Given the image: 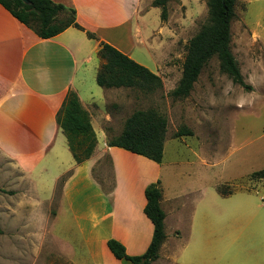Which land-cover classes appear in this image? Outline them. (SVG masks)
I'll use <instances>...</instances> for the list:
<instances>
[{"label": "crops", "instance_id": "obj_1", "mask_svg": "<svg viewBox=\"0 0 264 264\" xmlns=\"http://www.w3.org/2000/svg\"><path fill=\"white\" fill-rule=\"evenodd\" d=\"M52 1L75 10L76 22L85 31L71 27L54 38L42 39L0 4V151L15 162L17 175L32 188L30 193L34 196H27L26 200L43 202L46 238L52 223L68 210L86 240L93 264H128L129 261L114 257L107 242L111 239L121 242L129 256L147 252L155 228L145 214V191L160 180L162 164L108 146L109 137L121 132L114 133L111 127L112 117L104 111L106 99L111 92L124 88L105 89L89 81L97 82L103 64L98 56L101 43L111 45L131 59L138 46L154 55L161 45L160 37L155 34L164 32L161 9L153 6L154 0ZM88 32L97 39H90ZM156 61L155 74L163 81L165 61L162 57ZM71 92L78 95L90 114L97 136L93 156L80 165L57 121ZM233 125L234 142H238L234 149L241 152L248 147L237 166L256 168L244 174L241 181L251 178L256 170H264L253 152L260 148H251L264 142V131L255 138L246 136L240 140L235 135L237 124ZM196 137L200 138L195 131L192 138ZM194 156V161L179 163L199 166L198 183L187 185L178 193L167 194L161 189L167 239L153 264L176 263L179 252L190 250L194 241L200 240L205 224L210 220L220 222L226 214L233 216L230 205L242 202L264 206V196L247 200L237 196L264 193V179L251 181L252 188L224 194L220 187L223 184L208 185L209 158L203 154L202 143ZM106 159L111 163L114 178L110 189L97 177ZM59 188L61 195L55 200ZM50 209H55L54 213L47 211ZM96 243L100 244V250L94 247ZM61 251L64 257H71L74 264H79L72 259L75 255L72 250Z\"/></svg>", "mask_w": 264, "mask_h": 264}, {"label": "rangeland", "instance_id": "obj_2", "mask_svg": "<svg viewBox=\"0 0 264 264\" xmlns=\"http://www.w3.org/2000/svg\"><path fill=\"white\" fill-rule=\"evenodd\" d=\"M236 14L231 48L246 83L253 86V91L247 92L233 84L221 72L220 62L214 57L189 97H172L171 92L182 77L188 43L209 20L207 0H172L169 3V20L163 23L164 32L155 34L160 37L159 50L154 55L141 46L133 51L135 61L153 73L157 72L156 60L159 57L164 59V72L161 71L163 88L151 94L124 88L111 92L106 99L104 111L112 117L114 133L122 132L126 120L138 110H155L167 118V138L159 180L161 189L167 194L178 193L187 185L198 183L199 166L179 162L194 161V151L201 143L203 154L209 158L208 185L218 182L223 184L221 190L235 192L252 188L251 181L257 180L252 176L239 180L256 168L237 166L248 147L241 152L234 149L238 142H234L233 123L237 124L235 135L240 140L246 136L255 138L264 131V0H237ZM89 82L98 86L93 79ZM183 127L196 131L200 138H175ZM256 147L260 148L257 152L253 150L256 162L264 165V142L260 141L251 148ZM97 177L105 188L113 186L109 160L106 159L99 167ZM25 184L22 176L16 173L15 162L0 151V264H74L71 257L62 255L61 249L66 252L72 250L75 254L72 259L79 264H93L86 240L68 210H64L52 223L50 235L48 233L46 238L43 202L32 201L31 198L26 200L27 196L34 194L30 193L32 188ZM25 186L28 190L26 195ZM60 195L59 188L55 200ZM237 196L247 200L252 196L262 197L264 193H241ZM229 208L233 212L232 217L226 214L220 222L209 219L198 237L200 240L196 239L190 250L179 252L176 263L172 261L170 264H264V206L239 202ZM47 211L54 213L55 209ZM94 247L100 250L99 243Z\"/></svg>", "mask_w": 264, "mask_h": 264}, {"label": "trees", "instance_id": "obj_3", "mask_svg": "<svg viewBox=\"0 0 264 264\" xmlns=\"http://www.w3.org/2000/svg\"><path fill=\"white\" fill-rule=\"evenodd\" d=\"M0 0V4L19 22L31 29L42 39H51L73 27L85 31L76 22V12L52 0ZM172 0H154L153 6L161 9L163 23L169 20V3ZM209 20L189 41L178 86L171 92L175 99H185L194 90L195 84L214 58L220 62V70L247 92L253 86L247 84L240 65L232 52V24L237 17V0H207ZM63 17V18H62ZM90 39H97L90 32ZM99 58L103 64L97 74V84L105 89L130 88L151 94L163 88L162 79L148 68L137 63L109 44L101 43ZM57 121L63 129L70 150L77 164H83L94 154L97 136L91 123L90 114L83 108L78 95L68 94ZM168 120L155 110H138L129 117L120 135L109 137L108 146L117 147L143 156L158 164L163 163L167 138ZM194 131L183 127L175 138L193 137ZM253 179H264V170L252 174ZM222 193L227 194L225 190ZM146 216L154 225V235L147 252L141 256H129L126 247L111 239L107 247L118 260L132 264H153L160 257V251L167 236L166 214L161 207L162 190L160 181L151 184L145 191ZM2 229L0 227V234Z\"/></svg>", "mask_w": 264, "mask_h": 264}, {"label": "water", "instance_id": "obj_4", "mask_svg": "<svg viewBox=\"0 0 264 264\" xmlns=\"http://www.w3.org/2000/svg\"><path fill=\"white\" fill-rule=\"evenodd\" d=\"M24 3L26 4H30V1L29 0H22Z\"/></svg>", "mask_w": 264, "mask_h": 264}]
</instances>
